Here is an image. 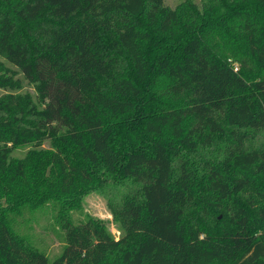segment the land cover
Segmentation results:
<instances>
[{
    "label": "trees",
    "instance_id": "obj_1",
    "mask_svg": "<svg viewBox=\"0 0 264 264\" xmlns=\"http://www.w3.org/2000/svg\"><path fill=\"white\" fill-rule=\"evenodd\" d=\"M214 1L0 0V264H264V0ZM127 180L119 238L73 221ZM52 200L53 260L13 226Z\"/></svg>",
    "mask_w": 264,
    "mask_h": 264
},
{
    "label": "rangeland",
    "instance_id": "obj_2",
    "mask_svg": "<svg viewBox=\"0 0 264 264\" xmlns=\"http://www.w3.org/2000/svg\"><path fill=\"white\" fill-rule=\"evenodd\" d=\"M166 5L171 7H182L187 14L193 15L196 11L203 12L205 9L215 5L214 0H165ZM195 12V13H194ZM30 93L35 95L36 90L32 83L23 81V87L14 93ZM9 93L8 90L0 88V99ZM5 113V112H3ZM247 147H264V130L251 135L245 142ZM50 141L44 146L50 147ZM30 145H24L14 150L16 157H23ZM135 183L127 180L123 184L110 182L103 190L93 189L84 194L79 206L70 210L74 222L85 221L88 217L99 218L104 221L110 232L119 238L121 229L108 206V199L120 200L125 193L134 189ZM61 205L55 200L49 201L38 209L26 208L23 213L14 217L13 226L16 231L26 238L35 248L45 252L51 260L61 254L66 244L65 231L57 220L58 209ZM207 214V211H204ZM208 215V214H207ZM219 217H222L220 214Z\"/></svg>",
    "mask_w": 264,
    "mask_h": 264
}]
</instances>
